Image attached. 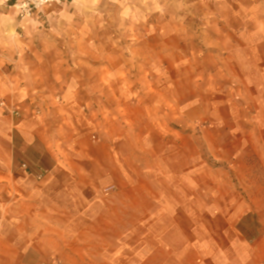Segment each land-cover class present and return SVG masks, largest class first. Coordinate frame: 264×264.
<instances>
[{"label": "crops", "instance_id": "1", "mask_svg": "<svg viewBox=\"0 0 264 264\" xmlns=\"http://www.w3.org/2000/svg\"><path fill=\"white\" fill-rule=\"evenodd\" d=\"M13 1L0 0V102L20 112L0 107V264H264V66L237 57L249 64L239 100L229 91L209 103V123L238 112L256 144L246 195L216 197L215 186L201 202L191 179L188 200L168 199L113 148L140 123L124 119L125 104L116 123L105 102L123 93L105 86L121 72L105 75L103 41L89 35L97 15L88 23L73 0L21 20Z\"/></svg>", "mask_w": 264, "mask_h": 264}, {"label": "rangeland", "instance_id": "2", "mask_svg": "<svg viewBox=\"0 0 264 264\" xmlns=\"http://www.w3.org/2000/svg\"><path fill=\"white\" fill-rule=\"evenodd\" d=\"M80 3L88 23L96 24L91 15L99 20L89 35L103 41L104 58L111 63L105 60V75L121 72L105 80V86L123 93L105 97L113 119L118 123L115 108L125 104L124 119L140 123L122 130L125 144L113 145L136 171V180L161 184L168 199L188 200L191 179L199 185L201 202L213 197L215 186L216 197L245 196L241 172L259 166L256 144L247 140V123H236L238 112L228 123H209V103L229 91L239 100L240 68L249 64L241 65L237 57H254L253 66H264V0ZM217 114L225 113L218 109ZM192 167L197 176L186 174Z\"/></svg>", "mask_w": 264, "mask_h": 264}, {"label": "built area", "instance_id": "3", "mask_svg": "<svg viewBox=\"0 0 264 264\" xmlns=\"http://www.w3.org/2000/svg\"><path fill=\"white\" fill-rule=\"evenodd\" d=\"M73 0H14L13 6L18 11L21 20L34 18L35 14L44 6L62 5ZM0 107L14 116H19L20 112L10 108L4 101L0 102Z\"/></svg>", "mask_w": 264, "mask_h": 264}]
</instances>
